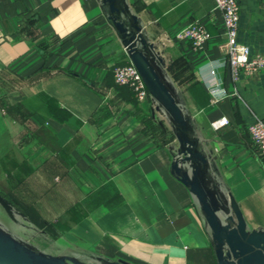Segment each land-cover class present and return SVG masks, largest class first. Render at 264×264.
<instances>
[{
  "label": "crops",
  "instance_id": "0c3cea01",
  "mask_svg": "<svg viewBox=\"0 0 264 264\" xmlns=\"http://www.w3.org/2000/svg\"><path fill=\"white\" fill-rule=\"evenodd\" d=\"M117 1L157 43V66L208 159L180 165L198 167L220 221L234 215L232 196L248 229L264 231V156L248 130L264 120V70L237 81L229 65L213 71L226 41L214 0ZM239 1V40L264 54V0ZM109 14L104 0H0V230L47 255L40 241L64 238L102 256L70 257L86 262L218 264L202 204L173 170L174 120L106 85L129 60ZM195 19L210 31L201 49L176 36ZM213 80L227 92L219 99Z\"/></svg>",
  "mask_w": 264,
  "mask_h": 264
},
{
  "label": "water",
  "instance_id": "95a60500",
  "mask_svg": "<svg viewBox=\"0 0 264 264\" xmlns=\"http://www.w3.org/2000/svg\"><path fill=\"white\" fill-rule=\"evenodd\" d=\"M117 0H104L109 7V20L118 31L129 61L135 65L141 74L144 83L156 103V109H163L174 120L181 143L179 150L180 160L173 162V170L181 182L190 187L196 195L202 209L206 214L207 222L212 230V239L215 245V253L218 264H264V231L260 229H248L247 223L236 200L230 196V204L233 216L220 221L209 202L206 188L199 181L198 167L192 171V175L185 171L180 162L201 161L205 164L208 159L198 146L195 139L190 138L189 118L180 107L175 92L165 80L157 66V62L164 64V59L157 54V43L150 41L136 18L130 19L123 16ZM75 76L87 81L82 75ZM232 222L235 225L232 226ZM0 264H136L119 258L108 262H86L74 258L55 255H47L38 250L23 245L9 237L0 230Z\"/></svg>",
  "mask_w": 264,
  "mask_h": 264
},
{
  "label": "built area",
  "instance_id": "2783aa9c",
  "mask_svg": "<svg viewBox=\"0 0 264 264\" xmlns=\"http://www.w3.org/2000/svg\"><path fill=\"white\" fill-rule=\"evenodd\" d=\"M216 8L220 9L226 29V41L223 44V55L214 60L213 71L218 66L229 65L232 76L237 81L242 74H253L264 70V54L253 52L251 47L239 40L240 30V1L239 0H214ZM176 36L179 39L188 40L194 49H201L210 38V31L199 19L192 20L180 28ZM115 82L130 86L139 101L151 98L138 69L131 62L117 65L114 68ZM210 92L214 99H219L227 94L219 88L218 82L213 80L210 84ZM228 123V119L222 117L214 123L222 126ZM251 139L259 153L264 156V120L257 117L248 126Z\"/></svg>",
  "mask_w": 264,
  "mask_h": 264
},
{
  "label": "rangeland",
  "instance_id": "374dc122",
  "mask_svg": "<svg viewBox=\"0 0 264 264\" xmlns=\"http://www.w3.org/2000/svg\"><path fill=\"white\" fill-rule=\"evenodd\" d=\"M34 177H36V176H34ZM46 208H47L46 209L47 211L50 210V211H48V213H46L47 217H51L52 219H54L55 213H54L53 207L49 206ZM64 225H66L68 227V226H70V223H65ZM51 226L54 227V222L51 223ZM49 232H52V231L49 230ZM44 239L46 240V238H44ZM45 240H43L42 242L40 241V245L43 246L42 249L45 251L52 252L50 254L55 255V256L68 255L69 257H75V258H81V259H87V258L98 259L99 257H102L101 255L87 252L82 248H80V250H83V251H79V249L77 250L76 248L73 247V243L69 239L62 238V239H58V240L56 239V241H53L52 239L48 238L47 241H45ZM113 259L114 258H112V257L108 258V260H113Z\"/></svg>",
  "mask_w": 264,
  "mask_h": 264
},
{
  "label": "trees",
  "instance_id": "16d2710c",
  "mask_svg": "<svg viewBox=\"0 0 264 264\" xmlns=\"http://www.w3.org/2000/svg\"><path fill=\"white\" fill-rule=\"evenodd\" d=\"M130 61L127 60V59H123L117 63H115L113 65V67H111L108 72H107V75H106V85L109 86V87H113L118 96L120 98H122L123 100H126V101H129L133 104H137L138 103V100L135 96V92L134 90L128 86V85H123V84H118L115 82V78H114V68L117 66V65H122V64H126V63H129ZM29 214H31L32 216L33 213L32 212H29Z\"/></svg>",
  "mask_w": 264,
  "mask_h": 264
}]
</instances>
